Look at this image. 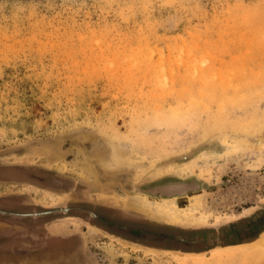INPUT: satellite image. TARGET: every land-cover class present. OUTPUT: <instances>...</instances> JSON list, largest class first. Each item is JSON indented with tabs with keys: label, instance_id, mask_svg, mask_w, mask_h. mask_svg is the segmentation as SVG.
<instances>
[{
	"label": "rangeland",
	"instance_id": "374dc122",
	"mask_svg": "<svg viewBox=\"0 0 264 264\" xmlns=\"http://www.w3.org/2000/svg\"><path fill=\"white\" fill-rule=\"evenodd\" d=\"M167 175L211 185L195 225L258 206L251 244L173 238L214 229L142 209ZM263 200L264 0H0V264H264Z\"/></svg>",
	"mask_w": 264,
	"mask_h": 264
},
{
	"label": "water",
	"instance_id": "95a60500",
	"mask_svg": "<svg viewBox=\"0 0 264 264\" xmlns=\"http://www.w3.org/2000/svg\"><path fill=\"white\" fill-rule=\"evenodd\" d=\"M211 185L197 177V176H188V177H178V176H173V175H167V176H163L154 180H151L149 182L143 183L138 185L135 190L137 192H140L142 194L151 196V197H155V198H160V199H165V198H171V197H182L185 195H189L195 192H198L199 190L202 189H208L210 188ZM264 203V200L262 201V204ZM258 206H254V207H249V209L247 211H243L238 213L235 216L232 217H223V218H219L216 219L214 222L207 224V223H203V224H199V225H181V224H175V223H171L168 221H165L169 224L172 225H178L184 228H202V227H210L214 229V234H213V238L210 239H188V238H184V237H176L173 236V238H175L176 240L180 241L181 243H185L188 245H199V246H203V245H209L211 244L209 247H207L206 250L199 252L197 254H203L206 251H211L210 248L211 247H220L223 243H222V233H221V229L223 227L228 226L229 224L233 223V222H238L240 220H244L247 218H250L257 210H258ZM66 211L67 208H62L60 209V211ZM55 212H59V209H50L47 211H33V212H9L11 214L14 215H19V216H23V215H31V216H35V215H42V214H50V213H55ZM164 236H169L167 234H165ZM173 252H176L175 254L179 255V256H183V255H194L196 253H186L184 251H181L180 249H176L173 250Z\"/></svg>",
	"mask_w": 264,
	"mask_h": 264
},
{
	"label": "bare ground",
	"instance_id": "6f19581e",
	"mask_svg": "<svg viewBox=\"0 0 264 264\" xmlns=\"http://www.w3.org/2000/svg\"><path fill=\"white\" fill-rule=\"evenodd\" d=\"M115 155H117V157L119 158L122 156V153L118 148H116ZM198 195L199 194L189 195L190 202L185 206H179L175 204L174 197L161 199L163 201H161L159 204H156L150 200H144L142 202L143 203L142 209H145L147 213H149L150 215L158 219H163L171 223L181 224V225H186V224L195 225V223H199L200 220L204 219L203 217H196V214L200 209V203H199V200L197 199ZM263 235H264V232H263ZM250 244H251L250 242H243V243H238V244L228 243L223 246H220L221 248H214L213 251L211 252V255L214 256V258L222 260L223 258L227 257L228 255H231L233 252L237 250H244V249H241V247H247ZM185 258L184 257L177 258V260H183ZM192 260L195 262V264H203V261H202L203 258L201 257H194L192 258Z\"/></svg>",
	"mask_w": 264,
	"mask_h": 264
},
{
	"label": "flooded vegetation",
	"instance_id": "af4514ba",
	"mask_svg": "<svg viewBox=\"0 0 264 264\" xmlns=\"http://www.w3.org/2000/svg\"><path fill=\"white\" fill-rule=\"evenodd\" d=\"M55 185V184H54ZM22 213H24V212H22ZM260 222L261 221H259V219L257 220V221H254L253 223H251V224H249L248 226H246L245 228H243L242 230V233L243 234H249L250 236L252 235V230L258 225V224H260ZM31 230H33V231H31V232H36V231H38L39 229L37 228V227H33V228H30ZM262 231H264V229H262L261 231H259V233H257V235H255V236H259L260 234H261V232ZM29 233V232H27V235H30V236H32V237H36V236H34V235H32V233ZM241 233V234H242ZM22 234V235H21ZM238 233H236V231H234V232H232L230 235L226 232V231H224V232H222V240H224V239H231V240H234V239H236L237 238V235ZM24 233H20V235L18 236V237H15V238H13V237H11V238H9L8 240H10V241H20L21 242V240H22V238L24 237ZM40 237H38L37 239H39ZM252 238H254V237H252ZM256 238V237H255ZM36 239V240H37ZM43 240V239H42ZM243 240V239H242ZM251 240V239H250ZM6 241V240H5ZM244 241H249V240H244ZM239 242H243V241H239ZM16 243V242H15ZM235 243H237V242H235Z\"/></svg>",
	"mask_w": 264,
	"mask_h": 264
}]
</instances>
